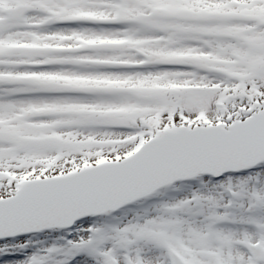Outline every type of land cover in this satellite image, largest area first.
<instances>
[{
  "label": "snow or ice",
  "instance_id": "6c2138e0",
  "mask_svg": "<svg viewBox=\"0 0 264 264\" xmlns=\"http://www.w3.org/2000/svg\"><path fill=\"white\" fill-rule=\"evenodd\" d=\"M0 264H264V0H0Z\"/></svg>",
  "mask_w": 264,
  "mask_h": 264
}]
</instances>
